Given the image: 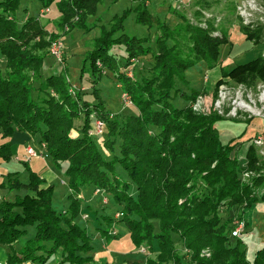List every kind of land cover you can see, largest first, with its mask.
Wrapping results in <instances>:
<instances>
[{
    "label": "trees",
    "instance_id": "1",
    "mask_svg": "<svg viewBox=\"0 0 264 264\" xmlns=\"http://www.w3.org/2000/svg\"><path fill=\"white\" fill-rule=\"evenodd\" d=\"M35 1L42 8L54 3ZM99 1L71 0L69 5L86 16L96 12ZM19 5L20 0H0V60H5V72L0 70V160L13 157L9 140L14 133L37 139L44 146L45 160L58 169L64 164L70 205L61 213L52 209L53 185L31 172L29 162H24L28 181L21 180L18 172L7 174L0 189L23 193L12 200L0 199V246L9 249L4 264H46L57 253L58 264L88 261L81 255L91 250L92 236L74 220L89 209L86 206L82 211L78 199L81 189L89 186L109 195L104 196L101 210L114 208L113 215L122 216L119 220L111 215L95 217L106 226L95 230L105 239H118L109 228L121 223L134 247L148 253L144 264H160L159 260L264 264V247L247 259L244 242L231 236L230 219L222 221L219 216L223 206L243 212L264 201V168L256 147L251 142L244 159H239L237 141L244 131L223 144L215 128L223 119L215 113L195 114L197 92L190 89L187 94L180 88L188 87L186 73L198 64L207 69L218 65L220 47L229 44L228 34L222 29L217 32L208 20L206 28L192 24L175 9L171 14L179 22H161L149 13L146 0H141L113 16L109 28L100 27L83 61L82 71L89 73L92 91L81 88L69 93L72 87L66 75L42 68L47 58L22 50L37 32V23L34 17L18 23L14 13ZM131 12L136 24L155 25L154 46L147 44V37L124 33ZM93 27L78 24L72 30ZM239 31L245 43L264 44L263 28L239 26ZM143 57L149 60L141 63ZM134 61L137 69L129 78ZM105 71L112 72L121 91L130 96L132 113L104 109L97 83ZM219 76L215 89L226 80L252 88L258 81L264 83V58L258 55L230 69L220 67ZM91 117L104 123L101 136L90 134L95 122ZM99 138L109 149L110 159L96 143ZM245 173L253 175L248 182L243 181ZM27 227L33 229V237L18 245ZM175 243L189 253V261L177 255ZM203 250L208 256L200 255Z\"/></svg>",
    "mask_w": 264,
    "mask_h": 264
},
{
    "label": "rangeland",
    "instance_id": "2",
    "mask_svg": "<svg viewBox=\"0 0 264 264\" xmlns=\"http://www.w3.org/2000/svg\"><path fill=\"white\" fill-rule=\"evenodd\" d=\"M141 0H100L97 4L96 12L93 15L79 14L81 11H72L69 2L71 0H54V3L48 8H42L35 0H20L19 8L15 11L14 17L20 23L27 17H34L37 23V32L34 33L33 39L28 42L27 47L23 48L31 56L37 58H47V64H43L45 69H51L57 74L66 75L68 82L74 90L83 88L86 93H90V75L83 72L84 59L87 52L90 50L93 41L100 33V27L109 28L110 20L115 15H120L125 9L133 7ZM149 13L159 21H166L168 24H175L180 19L171 14V10L175 9L177 14L183 15L192 24H199L201 28H206L211 25L219 32L220 29L228 34L229 44L222 45L219 51L218 65L215 68L207 69L204 64L200 63L192 70H189L186 75L188 79V87H182L187 94L190 89L195 90L196 101L192 107L195 114L209 115L215 113L223 120L215 125L218 130L222 143L225 144L235 135H240L244 129H252L246 136L242 137L237 142L241 143L240 149L237 151V157L244 159V154L247 146L252 139L258 135L257 131H264V83L258 81L256 86L249 88L233 81H224L216 89L215 82L218 80L220 67L230 69L238 64H243L253 60L256 56L261 55L264 58V44L253 45L244 42V36L239 31V26L248 27L250 30L255 28L264 29V0H146ZM60 10V11H59ZM61 10H63L61 12ZM73 12V13H72ZM80 16V17H79ZM81 17L84 19L81 20ZM78 24H85L94 27L90 30L73 29ZM210 25V26H211ZM156 27H144L136 24L134 21V13L131 12L124 23V33L129 36L147 37L149 45L154 46L153 36L155 35ZM61 44L62 47L58 51V56L51 52L52 45ZM188 44V43H186ZM122 49L117 51V56H121ZM120 59V58H119ZM148 58L140 59L141 63H145ZM5 60H0V70L5 72L3 64ZM137 62L134 61L130 67L127 76L129 78L134 75L137 69ZM98 68H101L97 63ZM146 66V65H145ZM86 67V65H85ZM49 73V72H47ZM150 74V70L148 71ZM30 74V73H29ZM98 97L102 101L106 111L123 114L132 113V102L128 94L123 93L114 74L110 71H105L101 79L97 83ZM179 105H182L179 104ZM245 106V107H244ZM94 121H102L99 118L91 117ZM92 132L94 123H91ZM27 133L20 132V135ZM72 137L76 134L71 132ZM254 135V136H253ZM253 136V137H252ZM250 137L248 142L246 138ZM38 144V140L34 139ZM100 143V148L103 156L107 159L111 158V153L108 148L102 145V139L96 140ZM2 142L0 136V143ZM24 142L19 144L18 154L23 155L19 161L12 157L8 161L0 160V184L6 181V176L9 173L18 172L20 179L28 181V175L24 174V149L29 145L37 154H44V148L41 144ZM259 154L264 168V149H255ZM31 172L38 174L41 178L53 185V193L51 199V207L54 211L61 213L68 210L70 205L69 190L62 175L64 164H61V169H58L50 161L42 160L41 158H33L28 163ZM121 172V170L119 169ZM264 173V169L262 171ZM122 174V173H120ZM246 174V173H245ZM121 176V175H118ZM253 176V175H251ZM250 173L243 175V181L249 180ZM94 191V192H93ZM21 191L8 192L6 189H0V197L12 200L15 195H21ZM94 193V194H93ZM96 197H94V196ZM104 196H109L100 190H93L91 186L81 189L78 194V199L81 200V209L89 206L85 214L80 213L74 222L87 229V233L93 234L96 227H106L105 224L99 225L95 217L99 215H111L114 219L122 218L121 214L113 215L114 208H103L102 200ZM261 196V195H259ZM104 201V200H103ZM92 210H96L94 215ZM110 210V211H109ZM220 219L226 221L230 219L229 228L231 230L237 228L239 224H243L244 228L241 232V240L244 242L247 259H250L254 249L264 246V201H258L250 209L244 210L236 208L228 211L225 206L220 208ZM246 217V219H245ZM100 218V217H99ZM98 218V219H99ZM118 224L112 223L109 232L115 234L114 229L120 231ZM229 229V230H230ZM247 230V231H246ZM26 234L21 237L19 244H23L25 240L33 237V229L26 228ZM175 252L178 256H185V261L190 260V255L186 252L180 243H175ZM7 248L0 246V261L6 258ZM208 251L203 250L200 255L208 256ZM60 258V257H59ZM49 264H53L57 260V255L50 258ZM160 264H174L173 261L159 260ZM184 264V263H183ZM188 264H192L188 262Z\"/></svg>",
    "mask_w": 264,
    "mask_h": 264
},
{
    "label": "crops",
    "instance_id": "3",
    "mask_svg": "<svg viewBox=\"0 0 264 264\" xmlns=\"http://www.w3.org/2000/svg\"><path fill=\"white\" fill-rule=\"evenodd\" d=\"M243 131H244V134L242 135V137L246 136L249 131H252V129L248 128V129H244ZM259 133H264V131L262 132L257 131L255 135ZM235 137H237V135H235ZM241 138L239 140H241ZM249 138L250 137L246 138L247 142ZM9 141L11 145L10 151L14 159L17 161H19L21 157L23 158V155H19L17 153L18 152L17 146H19V144H23L24 142L27 143L29 141L37 144L30 135L29 136H27L26 134L20 135V132L14 133ZM239 143L241 145V143L243 142L240 141ZM28 147L30 146L29 145L25 146L24 156L26 153V148ZM42 160H45V159H42ZM0 199H2V197H0ZM118 226L120 228V231L116 230V228L114 229L115 234H118L119 236L118 239H113V240L105 239L96 230L93 234H90V236H92V241L90 244L91 250L88 253L81 255L82 258H87L88 261L82 262L80 264H144L145 257L148 256V253L145 251L143 247L135 248L129 239L128 231L126 230V228L122 224H118ZM258 247L253 250L252 254L254 253L255 250L261 248V247L260 248ZM8 252H9V249L7 248L6 254ZM55 255H57V260H55L53 264H58L60 254L57 253ZM50 261L51 260L49 259L46 264H49ZM3 262H5V260H3ZM1 263L2 262L0 261V264ZM26 264H30V263H26Z\"/></svg>",
    "mask_w": 264,
    "mask_h": 264
},
{
    "label": "built area",
    "instance_id": "4",
    "mask_svg": "<svg viewBox=\"0 0 264 264\" xmlns=\"http://www.w3.org/2000/svg\"><path fill=\"white\" fill-rule=\"evenodd\" d=\"M62 47V45L59 44H54L52 45L51 48V52L53 55L58 56V51L59 49ZM103 127H104V123L102 121H95L94 122V127L92 132H90L91 135L94 136H101L103 133ZM252 144L254 145V147L258 148L259 150L263 147L264 149V134L258 135L255 138L252 139ZM42 148H44L43 144L40 145ZM41 158L44 159V154H42L41 152L39 154H37L32 148L28 147L26 148V153L24 156V159L26 162H30L31 159L33 158ZM244 176H246L247 174H243ZM244 179V178H243ZM243 224H239L237 226V228L233 229L231 231V236L234 238H240L241 236V232L243 231Z\"/></svg>",
    "mask_w": 264,
    "mask_h": 264
},
{
    "label": "bare ground",
    "instance_id": "5",
    "mask_svg": "<svg viewBox=\"0 0 264 264\" xmlns=\"http://www.w3.org/2000/svg\"><path fill=\"white\" fill-rule=\"evenodd\" d=\"M245 107V106H244Z\"/></svg>",
    "mask_w": 264,
    "mask_h": 264
}]
</instances>
